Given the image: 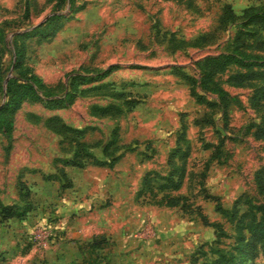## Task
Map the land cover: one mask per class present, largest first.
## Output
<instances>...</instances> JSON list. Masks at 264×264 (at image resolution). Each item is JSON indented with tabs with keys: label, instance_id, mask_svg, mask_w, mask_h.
Wrapping results in <instances>:
<instances>
[{
	"label": "rangeland",
	"instance_id": "obj_1",
	"mask_svg": "<svg viewBox=\"0 0 264 264\" xmlns=\"http://www.w3.org/2000/svg\"><path fill=\"white\" fill-rule=\"evenodd\" d=\"M55 2L0 0V104L5 79L13 74L14 35L55 12ZM249 7H264V0H72L57 11L63 14L61 26L51 36L24 38L23 61L28 72L53 88L54 94H61L70 73L95 75L107 67L111 70L105 77L81 85L86 92L68 106L52 109L42 100H25L14 114L12 131H0V201L22 204V181L30 192L26 200L32 204L22 218H0V264H192L193 258L195 264H205L214 257V250H227L235 244V221L223 216L215 205L230 210L240 197L239 213L247 208L245 198L264 201L254 182L255 170L264 166V139L253 135L255 125L263 120L264 102L256 103L252 96L264 84L250 79L242 86L231 83V74L246 71L234 64L215 74L229 98L226 118L222 104L198 103L189 92L191 85L208 100H217L215 94L199 87L200 60L231 51L241 31L244 46L240 49L264 55V46L256 49L257 42L264 39V22H248L243 11ZM183 75L195 82L191 84ZM110 105L118 111L91 112L92 106ZM54 115L70 126L91 128L84 139L97 143L91 150L98 156L101 144L116 130L121 157L108 174L97 173L91 163L83 168L66 166L70 185L60 187L53 172L61 166L59 159L71 155L74 145L48 128L45 120ZM144 168H157L161 175L170 171L174 180H180L170 194L185 195L195 212L152 208L157 211V247L147 248L141 257L127 259L122 254L127 253V246L118 251L120 239L116 241L110 234L104 235L102 247L91 248L90 236L98 229L94 210L97 204H101L98 209H108L112 194L103 186V198H89L91 190H97L87 184L115 175L121 179L125 174L127 183L121 187L133 190ZM64 198L73 201L71 207L79 204L70 217L78 235L83 233L76 239L81 241L80 255L75 258L73 247L66 249L65 260L59 263L56 249L75 240L59 226L62 209L67 208ZM138 202L146 209L153 206ZM116 205V210L123 208V199ZM195 206L200 207L206 222ZM161 212H166L163 219ZM146 213L149 218L145 217L142 228L131 230L144 240L154 237L153 212ZM245 264H264V256L259 254Z\"/></svg>",
	"mask_w": 264,
	"mask_h": 264
},
{
	"label": "trees",
	"instance_id": "obj_2",
	"mask_svg": "<svg viewBox=\"0 0 264 264\" xmlns=\"http://www.w3.org/2000/svg\"><path fill=\"white\" fill-rule=\"evenodd\" d=\"M72 0H56L55 12L48 15L38 24L14 35L13 39V61H12V75L5 79V89L3 102L0 104V131L6 134L13 129V117L15 112L19 109L25 100H42L43 105L47 108H61L68 106L75 97L86 92L85 89L79 88L81 85L91 83L100 78L105 77L111 70L107 67L96 72L95 75L70 73L66 82L63 84L61 94L52 91L53 88L44 86L40 79L28 72V69L23 61L25 54L24 38L33 35L39 37L51 36L60 26L63 14L58 13L65 3ZM28 13V4L25 6V15ZM243 15L247 17L248 22L260 23L264 22V7H249L243 11ZM242 33V31L240 32ZM237 33L234 39L235 46L231 51H222L213 55H208L200 60L201 76L199 87L205 92L215 94L217 100H208L204 95L198 94L190 85V94L195 97L198 103L207 106L221 105L223 109V117L226 118V106L229 102L226 91L216 82L214 75L224 71L230 65H237L245 68L246 71H239L231 74L230 82L235 85L249 84L247 79L259 80L264 84V55L248 52L240 47L244 46L241 39V34ZM2 32L0 31V39ZM264 46V39L256 44V49L260 50ZM256 67V68H255ZM248 69V71H247ZM1 76V71H0ZM2 77V76H1ZM0 77V79H1ZM183 77L191 84L195 79L186 75ZM1 86V85H0ZM57 92V91H56ZM256 98V103L264 102V87L255 88L252 94ZM264 107V105H263ZM116 109L115 106H92L91 112L94 114H110V110ZM46 125L52 131L63 135L73 145L72 153L68 157H63L58 160L61 166L55 167L53 172V179L59 180L60 187L64 188L70 185L68 176L65 171L66 166L84 167L88 163L98 166L111 168L116 161L121 157V153H117L119 149L118 136L116 130H111L110 137L101 144V155H95L91 150L97 143H90L84 139V135L89 127L77 128L65 123L59 116L54 115L45 120ZM253 135L256 138L264 139V117L261 123L255 125ZM219 151V150H218ZM168 156V163H170V156ZM55 173V174H54ZM67 183L65 184V181ZM254 182L257 190L264 198V166L259 167L254 172ZM180 180L173 179V174L169 171L166 175L158 173L157 169L147 170L142 178L140 186L136 192L137 198H141V202L156 206L164 207H178L183 213H193L195 210L191 204L187 203L185 195L170 194V190L178 188ZM19 190L22 204H3L0 201V218L7 219L11 217L22 218L32 209V204L26 200L30 194L29 189L23 186V182L19 181ZM213 197V196H212ZM240 197L237 198L232 206V209L222 207L219 203L215 205V209L223 216L229 218L234 222L235 244L225 250L217 248L213 251L214 257L210 258L205 264H245L257 255L264 256V201L256 203L250 199L245 198L244 204L247 208L238 213L237 204ZM197 207V214L206 222L205 215L201 212L199 206ZM217 225V223H214ZM103 236H93L89 244L91 248H100L104 245ZM192 264H195L196 258H193ZM201 264V263H200Z\"/></svg>",
	"mask_w": 264,
	"mask_h": 264
},
{
	"label": "crops",
	"instance_id": "obj_3",
	"mask_svg": "<svg viewBox=\"0 0 264 264\" xmlns=\"http://www.w3.org/2000/svg\"><path fill=\"white\" fill-rule=\"evenodd\" d=\"M85 167V166H84ZM95 167V171L97 173H100L102 171H104V175L108 174L109 172V167H104V166H98V165H94ZM81 168V167H78ZM83 168V167H82ZM148 169V168H147ZM150 169V168H149ZM154 169V168H153ZM157 169V168H156ZM88 170V169H86ZM147 170H145V168L142 170V172H140V174L137 176V180L136 185L134 187V189L132 190V188L127 189L126 191H123L124 188H122L121 186L126 185V180L123 178V176L125 174H123V176H121V179H119V176H111V180L107 179V178H102V180H100L98 183H91V184H87V187L91 186V189L95 188L97 191L94 192L93 190H91L93 192L92 196L89 195V198H103V196L106 194V188H110L111 189V204L109 205L108 209L105 207V209H98L100 208L99 206L101 204H97L98 208L94 210L96 216H97V227L98 229L95 230V232L92 233L93 237L94 235H100V233H103V235H112L113 238L114 236L117 237L118 241L120 239L121 245L118 246V251H121L119 248H121L123 245L127 248V253L123 252V256L125 255L127 259L130 258V256H143L145 253H147V248H155L157 247V215H155V213L157 212L156 210H153L152 208H156V205L151 206L149 209L145 208V206L143 205H139L138 201H141V198H137L136 196V192L140 186L141 183V178L143 176V174L146 172ZM116 172V170H115ZM122 175V174H121ZM118 177V179L116 178ZM92 179V178H91ZM94 179V178H93ZM97 179V177H96ZM110 184V186L108 185ZM120 185V186H119ZM93 186V188H92ZM103 186H105V189L103 190ZM107 186V187H106ZM119 186V187H118ZM89 191V190H87ZM86 193V191H83V194ZM66 198V197H65ZM64 200V204L67 205V208L63 209L64 210V217L61 220V223L59 224V226L61 227L60 229H63V231L65 232L66 235H70L73 238H75V240L72 243H61L62 246H60V249H56V251L54 252L55 254H57L58 256V261L59 263H61L62 261L65 260V256L63 253H66V249H71L73 247V252H74V256L73 257H78L80 255V251L78 249L79 244L81 243V241H77V238H81L82 237V230L80 229L81 235H78V233L76 232V230H74V225H76L75 221L72 220L71 213L72 212H77L78 210V205L76 204L74 206H70V204H72V200ZM123 199V208L121 209H117V202ZM139 199V200H138ZM115 201V202H114ZM89 202V201H88ZM138 202V203H137ZM151 205V204H150ZM132 206V207H131ZM129 207H131L129 209ZM161 206H158L159 209ZM165 208H170V207H165ZM117 211H123L122 214L118 213ZM146 212H153V216L150 218L151 221L153 222V230H154V237L149 238L147 240H144L143 238H140L139 236L135 235L134 231H131L132 229L136 230H140L142 227L141 224L143 225L144 221L146 220L145 217L149 218V215ZM112 214V216H111ZM166 214V212H161V216L160 218L163 219V215ZM60 216H62V214H60ZM71 224V225H70ZM132 226V227H130ZM129 229V233L126 232V230ZM62 232V231H61ZM105 232V234H104ZM125 233V235H123ZM136 236V237H135ZM84 237V236H83ZM124 243H128V244H124ZM147 243L149 246L146 247ZM73 244V245H72ZM124 251V250H123ZM135 251L137 252V254L135 253ZM153 253L155 252V250L152 251ZM120 253V252H119ZM149 257L152 256L151 253H148ZM114 255V253H113Z\"/></svg>",
	"mask_w": 264,
	"mask_h": 264
}]
</instances>
